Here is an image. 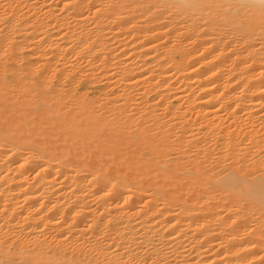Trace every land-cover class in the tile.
<instances>
[{"label":"bare ground","instance_id":"6f19581e","mask_svg":"<svg viewBox=\"0 0 264 264\" xmlns=\"http://www.w3.org/2000/svg\"><path fill=\"white\" fill-rule=\"evenodd\" d=\"M262 263L264 0H0V264Z\"/></svg>","mask_w":264,"mask_h":264},{"label":"rangeland","instance_id":"374dc122","mask_svg":"<svg viewBox=\"0 0 264 264\" xmlns=\"http://www.w3.org/2000/svg\"><path fill=\"white\" fill-rule=\"evenodd\" d=\"M234 229L236 230V228H234ZM245 230H247V229H245ZM231 241L233 242V243L231 242L232 250H234L239 244H253V243H255L254 241H251L248 237H245L244 239L237 240L238 242L233 241V239Z\"/></svg>","mask_w":264,"mask_h":264}]
</instances>
